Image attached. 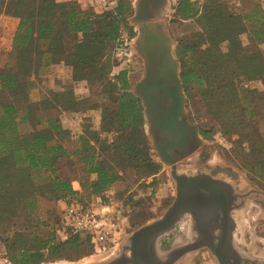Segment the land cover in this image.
Returning a JSON list of instances; mask_svg holds the SVG:
<instances>
[{
	"label": "trees",
	"instance_id": "trees-1",
	"mask_svg": "<svg viewBox=\"0 0 264 264\" xmlns=\"http://www.w3.org/2000/svg\"><path fill=\"white\" fill-rule=\"evenodd\" d=\"M197 1L170 0L174 15L196 19L202 28L193 34L195 39L178 41L174 54L185 91L192 87L202 90L212 101L209 109L220 116L231 112L236 94L234 79L263 78L261 52L240 57L235 52L243 47L239 38L243 33L252 42L264 43V1L240 0L246 7L239 14L229 13L216 0H205L199 10ZM3 4L5 13L18 16L19 23L0 71V209L8 216L20 206L31 211L40 198L64 203L76 198L83 207L95 198L100 200L97 207L115 200L119 214L126 217L123 229L130 230L132 208L123 189L126 174L131 170L152 174L160 165L150 151L142 107L129 90L125 72L109 77L101 60L122 28L134 35L127 21L131 2L116 0L112 9L101 12H96L92 3L90 8H81L78 0H0V10ZM59 32L67 34V42ZM202 44H206L204 49ZM50 54L62 59L70 70L62 98L56 92L53 100L66 111H98L97 129L81 122L82 133L72 138L70 129L62 128L57 117L44 120L38 105L30 100V77L39 74ZM81 81L88 88L86 97L74 95V84ZM225 97L228 99L223 100ZM31 120L33 126L23 130L21 124ZM207 132L202 130L204 135ZM115 133L124 135L123 142L111 139ZM70 139L82 176L81 190L73 189L65 176L51 177L56 158L65 153L62 142ZM247 140L251 143L250 152L259 148L264 153V139L256 141L250 135ZM260 169L264 172V167ZM92 173L95 179L84 180ZM57 223L59 218L45 237H34L32 244H28L24 231H15L8 245L9 261L38 264L82 254L89 245V236L68 226L57 227Z\"/></svg>",
	"mask_w": 264,
	"mask_h": 264
},
{
	"label": "rangeland",
	"instance_id": "rangeland-1",
	"mask_svg": "<svg viewBox=\"0 0 264 264\" xmlns=\"http://www.w3.org/2000/svg\"><path fill=\"white\" fill-rule=\"evenodd\" d=\"M129 1L132 5V12L127 17V21L133 27V31H135L134 35H130L128 28H122L117 38L109 44L101 63L105 70L108 71L109 77L115 76L119 71H124L129 84V90L135 96L133 92L134 87L143 77L145 66L143 57L136 45L138 29L136 24L130 20L135 11L134 4L136 0ZM216 1L223 4L231 14H239L246 7V4L243 5L240 0ZM245 1L248 2L249 0ZM204 2L205 0L197 1L196 5L199 10H201ZM170 5L171 2L168 1L155 21L161 23L171 41L172 53L178 63L180 77L179 61L174 54V48L180 40L186 38L195 39L193 34L202 31V28L201 23H198L196 19H182L174 15ZM95 7L99 10L102 8L99 4H96ZM57 34L62 36L66 42L68 41L66 33L59 32ZM123 35H126L128 38L126 42L123 40ZM239 38L243 47L236 50L235 54L237 56L240 57L255 51L261 52L264 58V43L250 41L247 33L241 34ZM205 47L206 44L201 45V48L204 49ZM222 47L225 50V43L222 44ZM262 77V79L251 80L242 77L234 79L236 94L234 96L235 101L230 109L231 112L223 113L220 116L213 114L209 109L212 101L202 90L192 87L189 91H185L182 84V93L185 98L184 116L189 124L195 125L197 128L198 145L192 153L177 161L176 166L187 157L207 153V156L214 165L221 169H228L233 173L234 177H238L243 182L264 191V172L260 169L261 166L264 167V153L259 148L257 152H250L251 143L247 140L250 135L256 141L264 139V72L262 73ZM96 90L98 89L96 88ZM84 94L88 95V91ZM137 98L141 104L140 98ZM226 99L228 97H225L223 100ZM141 107L147 143L153 158L158 161L160 166L152 174L138 173L133 170L126 174V184L123 189L125 191L124 196L128 195L132 208L130 216L132 221L131 229L128 231L119 229L114 242L105 249L93 251L88 245L82 254L69 258L50 259L38 264H90L110 259L116 254L117 246L124 237L140 225L158 218L173 201L175 183L169 172L170 166L158 157L152 146L151 137L148 132V121L144 115L142 104ZM204 129L208 131L206 135L202 133ZM111 139L114 142L120 143L123 142L124 135L122 133H115L111 136ZM254 169H257V171H254ZM93 204L96 205V198ZM117 205L119 204L115 201L113 203L114 209L117 208ZM61 209L62 203L60 204L57 200L47 198L38 199L36 208L33 209L34 211L20 206L8 216L7 212L0 209V264H13L7 258V253L9 252L8 245L15 231H24L28 244H32L35 242L34 237L46 236L50 226L54 225L60 217ZM122 221H119L120 226L123 223ZM243 232V245L248 251L255 255L257 254L264 260V213L255 207H251L246 214ZM177 233L181 235V232L175 227L165 237H168V241H172ZM166 247L162 246L161 248L165 249ZM177 264L218 263L210 251L199 249L188 254L187 257L180 260Z\"/></svg>",
	"mask_w": 264,
	"mask_h": 264
},
{
	"label": "water",
	"instance_id": "water-1",
	"mask_svg": "<svg viewBox=\"0 0 264 264\" xmlns=\"http://www.w3.org/2000/svg\"><path fill=\"white\" fill-rule=\"evenodd\" d=\"M167 3L168 0H136L130 20L138 29L136 45L145 66L143 77L133 92L141 100L152 146L158 157L170 166L175 196L158 218L140 225L124 237L115 255L90 264H177L188 254L206 246L202 241L189 239L176 240L165 249L160 247V240L170 234L183 217L206 206L205 196L191 184V179L175 170L177 161L197 147L198 131L184 116L185 98L171 41L161 23L155 21ZM221 250L216 248L213 255L218 264H225ZM255 264H264V260Z\"/></svg>",
	"mask_w": 264,
	"mask_h": 264
},
{
	"label": "flooded vegetation",
	"instance_id": "flooded-vegetation-1",
	"mask_svg": "<svg viewBox=\"0 0 264 264\" xmlns=\"http://www.w3.org/2000/svg\"><path fill=\"white\" fill-rule=\"evenodd\" d=\"M175 170L191 179V184L205 196L206 206L176 224L181 235L175 234L172 241H202L206 246L200 249H207L212 255L221 248L225 264L259 263L261 258L243 245L242 233L251 207L264 213V191L234 177L228 169L217 167L207 153L187 157ZM167 238L160 240V247L171 245Z\"/></svg>",
	"mask_w": 264,
	"mask_h": 264
},
{
	"label": "crops",
	"instance_id": "crops-1",
	"mask_svg": "<svg viewBox=\"0 0 264 264\" xmlns=\"http://www.w3.org/2000/svg\"><path fill=\"white\" fill-rule=\"evenodd\" d=\"M63 1V0H57ZM81 8H90V0H78ZM5 4L0 10V71L7 59V56L12 48V40L19 23L18 16L13 14L5 13ZM96 12H101L98 8H95ZM70 70L66 66L62 59H58L56 55H48L46 64L39 70L37 76L32 75L30 80L33 84L29 90V98L31 101L38 105V109L41 117L45 120L51 118H58L59 124L62 128L70 129L72 138L82 133L81 122L91 125L92 128H98L100 125V113L96 110H90L88 112L83 111H66L58 102L53 100V94L56 92L62 98V92L65 91L66 86L69 84ZM88 91V88L84 81L74 84V95L77 97H86L84 94ZM63 100V99H62ZM34 121L31 120L23 122V130H29L33 126ZM31 124V125H30ZM62 146L65 150L63 156H59L55 160V172L51 173V177L59 175L60 177L65 176L73 189L81 190V172L79 165L75 162L73 156V140H64ZM94 173L90 174L84 180L95 179ZM62 203L63 201L57 200Z\"/></svg>",
	"mask_w": 264,
	"mask_h": 264
},
{
	"label": "built area",
	"instance_id": "built-area-1",
	"mask_svg": "<svg viewBox=\"0 0 264 264\" xmlns=\"http://www.w3.org/2000/svg\"><path fill=\"white\" fill-rule=\"evenodd\" d=\"M90 2L94 6L99 4L102 6L101 10H106L112 9L116 0L114 2L112 0H90ZM127 39L126 35H123L124 42ZM99 201V198H96V203ZM113 203H115V200H111L99 207L93 203L83 207L76 198L68 203L63 202L59 217L60 223L57 224V227L68 226L74 231L88 235L89 246L93 251L105 249L114 242L119 229H123V223L126 221V217H122L119 214L118 205L114 209ZM120 220H123L121 226L119 225ZM60 236L64 238V232H61Z\"/></svg>",
	"mask_w": 264,
	"mask_h": 264
}]
</instances>
